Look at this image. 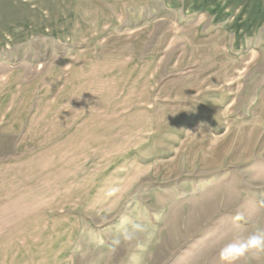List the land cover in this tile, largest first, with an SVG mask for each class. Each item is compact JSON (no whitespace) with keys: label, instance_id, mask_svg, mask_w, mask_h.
<instances>
[{"label":"rangeland","instance_id":"1","mask_svg":"<svg viewBox=\"0 0 264 264\" xmlns=\"http://www.w3.org/2000/svg\"><path fill=\"white\" fill-rule=\"evenodd\" d=\"M106 1L122 10L85 6L80 61L46 38L0 54V264H264L222 257L264 232V33L236 49L156 0ZM156 18L143 61L85 54ZM133 221L151 234L129 243Z\"/></svg>","mask_w":264,"mask_h":264},{"label":"crops","instance_id":"2","mask_svg":"<svg viewBox=\"0 0 264 264\" xmlns=\"http://www.w3.org/2000/svg\"><path fill=\"white\" fill-rule=\"evenodd\" d=\"M153 1V0H152ZM156 4L162 5L176 15L199 16L208 22L223 28L232 37L236 49H243L246 45L264 33V0H156ZM113 4L122 10V2L109 3L106 0H0V54L13 49L22 48L25 43L33 39H52L57 46L73 47L80 37L79 18L88 13L85 6L91 4ZM139 4H143L142 0ZM123 5H127L124 3ZM257 5L260 10L256 11ZM143 12V5H141ZM158 12L153 11L152 15ZM143 15V14H142ZM145 28H137L131 35L135 34V43L128 46V29L107 34L106 46L101 43L91 45L83 53L101 52L111 53L116 56H124L129 60H139L138 55L143 57V38L145 29H151L156 25L158 19ZM157 30V28L155 27ZM150 31H147V34ZM154 36V31L151 32ZM155 36H159V31ZM102 42V41H101ZM153 45V44H152ZM151 45V46H152ZM151 48V47H150ZM149 48V50H150ZM135 50V51H134ZM245 50V49H244ZM71 62L80 61L81 49L72 48ZM125 53V55H120ZM1 56V55H0ZM3 56V55H2ZM57 57L55 63L63 66V59ZM138 67V65H137ZM50 72V71H47ZM8 132L15 130L8 129Z\"/></svg>","mask_w":264,"mask_h":264},{"label":"clouds","instance_id":"3","mask_svg":"<svg viewBox=\"0 0 264 264\" xmlns=\"http://www.w3.org/2000/svg\"><path fill=\"white\" fill-rule=\"evenodd\" d=\"M151 234L150 225L133 221L124 225L121 231V237L124 241L132 243L139 242L141 237H147ZM119 241H117L118 243ZM264 249V232H257L248 237L247 240L230 245L222 252L224 259H230L237 254H244L249 249Z\"/></svg>","mask_w":264,"mask_h":264}]
</instances>
